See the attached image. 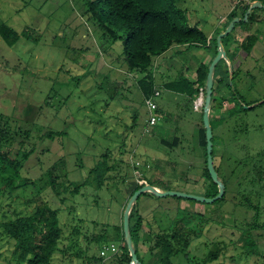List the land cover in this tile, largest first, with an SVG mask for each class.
Returning a JSON list of instances; mask_svg holds the SVG:
<instances>
[{
  "label": "rangeland",
  "instance_id": "374dc122",
  "mask_svg": "<svg viewBox=\"0 0 264 264\" xmlns=\"http://www.w3.org/2000/svg\"><path fill=\"white\" fill-rule=\"evenodd\" d=\"M180 2L193 10L197 7L202 14L211 5L222 9L225 4V0ZM0 24L17 36L9 45L0 35V117L9 121V135L0 140V152L12 159L27 152L17 171L8 167L0 172V222L32 211L43 200L59 211L65 237L59 246L74 243L68 250L71 257L67 254L64 259L56 250L54 260L61 257L66 264H87V257L93 256L110 264L114 255L128 259L120 241L112 238L95 244L87 238L102 227L111 236L120 226L129 198L124 179H135L131 164L125 163L131 155L143 163L140 178L147 184L209 197L210 181L200 177L204 149L198 145L197 123L203 126L202 112L193 111L188 103L177 104L175 98L181 95L175 97L160 87L157 101L164 117L149 126L144 97L123 60L122 41L106 43L80 0H0ZM178 56L184 59L183 54ZM241 58L232 83L245 110L222 114L217 121L213 117L220 116L221 110L209 112L223 196L205 203L142 193L137 203L145 226L136 247L145 259L149 239L145 234L166 228L180 209H186L213 221L205 224L187 251L172 257L173 264H199L217 243L222 246L219 256L207 264H264V179L251 186L246 171L251 157L261 154L264 160V102H260L264 99V42H254ZM191 61L187 57L184 63ZM167 62L174 64L167 71V78H173L180 73L177 59ZM228 92L224 87L219 94ZM229 102L235 107L234 101ZM250 105L254 107H246ZM45 131L57 134L47 137L42 135ZM174 137L176 145L164 143ZM105 153L108 164L121 162L103 173L107 179L101 182L92 168ZM83 181L85 185L73 195L62 191L67 183ZM249 201L257 208L249 206ZM256 212L259 226L246 234L257 219ZM73 227L80 231L76 243L67 239ZM0 264H25L14 253V240L1 231Z\"/></svg>",
  "mask_w": 264,
  "mask_h": 264
},
{
  "label": "trees",
  "instance_id": "16d2710c",
  "mask_svg": "<svg viewBox=\"0 0 264 264\" xmlns=\"http://www.w3.org/2000/svg\"><path fill=\"white\" fill-rule=\"evenodd\" d=\"M84 7V12L87 15L88 20L101 31V38L106 43H111L120 39L122 41L123 60L127 65L128 73L133 75L135 84L143 97H148L152 94L155 88L154 78V59L163 54L172 44H189V45H207L206 47L212 52V58L217 53L216 37L212 38V42H206V35L196 26L189 25L185 10L179 6V0H80ZM248 7L244 8L241 14V19L235 23L237 25L248 24L252 20V15H248L244 20V14ZM264 10V9H262ZM236 14H232L230 19L234 18ZM25 32V31H24ZM0 35L2 39L9 45H12L16 40V33L12 28L5 24H0ZM26 38L30 39L31 36L26 33ZM229 35V34H228ZM252 36L247 37L245 42H239L238 47L245 51H250L254 42H252ZM224 44V42H221ZM228 60H232V57L226 52ZM211 58V60H212ZM210 60V62H211ZM209 62V63H210ZM208 63V64H209ZM208 64H200L197 69V77L195 80H189L185 76V72L179 73L173 78L167 79L162 87L176 94H180L186 97L188 102H191L197 95L198 88L205 86L206 75L208 72ZM230 78V72L228 65L224 59H220L213 72V89L211 95L210 112H214L216 109L221 110L217 118H213L214 121L222 119V114L229 113L230 116L234 115L237 111L245 110L244 104H241L240 95L235 93V87L232 83V79L235 77V73L240 68H236L232 64ZM216 80V84L214 81ZM228 89V94H219L220 89ZM235 102V107L229 102ZM262 101L261 103H263ZM254 106L251 107V109ZM209 121L211 129L212 116L209 114ZM9 121L7 117H0V140L7 138L9 132ZM57 132L45 131L44 136L52 137ZM178 138L174 137L170 143L164 142L169 146L176 145ZM212 142L214 144V136L212 133ZM198 145L204 149V167L202 168L201 178L210 181V190L207 196L211 197L217 193V185L212 181L208 170L206 168V139L204 127L198 128ZM255 158L251 157L247 172L250 180L249 184L254 186L257 183L263 182L264 179V160L261 154H256ZM27 157V152L22 154V158H9L0 152V172L7 170L8 167L17 171V168L21 165L24 158ZM107 154H103L101 159L92 168L97 173L101 182L107 179L103 176V173H108L115 164H119L121 160H117L115 164L107 163ZM212 158L215 170L218 172L219 166L214 162V147L212 148ZM126 165L130 166V160L127 158ZM131 167V166H130ZM133 169V168H132ZM245 177V176H244ZM124 182H129L124 179ZM157 186L156 184L150 183ZM85 185V181L77 184L67 183L62 191L74 194L79 191L80 187ZM132 192H128L130 197ZM148 195L151 193L145 192ZM143 193V194H145ZM141 195V194H140ZM139 195V196H140ZM138 196V197H139ZM64 198H61L63 200ZM219 200V199H218ZM249 206H254L251 202H248ZM257 208V206H254ZM58 209H53L43 201L38 200L34 209L26 214L18 215L9 220H2L0 222V231L6 237L14 240V253H16L19 259H22L25 264H66L63 259L58 258L54 260L53 253L59 250L62 253V257L66 258L70 245L59 246L61 241L65 239L64 231L61 226ZM258 216V212L255 213V217ZM195 221V223L193 222ZM210 217H206L203 214L197 212H191L186 209H180L177 215L173 218L172 222L164 229L152 232L149 230L148 234H145L147 239V259L143 258L137 250V242L140 236V232L144 229L143 217L140 213V206L136 202L132 206L129 215V231L131 234L132 244L135 248L138 261L140 264H173L172 257L187 251L189 245L194 237L202 231L205 224H208ZM254 222L250 224L249 228H246V234H250L251 228L259 226L258 217ZM264 224H261V227ZM101 230V229H100ZM80 231L73 227L70 238V242L77 241ZM143 233V239L145 238ZM116 238L120 241L119 247L123 252L128 253L126 243L123 238L122 222L120 226L116 227L112 235L108 234V231L102 227V231L98 232L94 236L88 237V242H94L95 244L107 243L108 240ZM240 237L237 242H240ZM74 240V241H73ZM75 241V243H76ZM66 245V244H65ZM222 249L220 243L215 244L211 251L203 258H201L199 264H207L212 260L217 259ZM262 258L264 261V251L262 252ZM87 264H103V258L87 257ZM130 256L125 259L123 256L114 255L110 264H129Z\"/></svg>",
  "mask_w": 264,
  "mask_h": 264
},
{
  "label": "crops",
  "instance_id": "0c3cea01",
  "mask_svg": "<svg viewBox=\"0 0 264 264\" xmlns=\"http://www.w3.org/2000/svg\"><path fill=\"white\" fill-rule=\"evenodd\" d=\"M180 1L181 0H179V4H181ZM247 2H248L247 0H225L224 7L222 9H216L214 5H211L210 9L206 10L203 14L199 11L197 7L194 10L192 8H189L188 6H186L185 2H183L185 6L184 5H179V6L181 8H183V6L185 7L183 9L185 10L187 22L189 23V25H196L206 35V42H212V38L217 37V35L223 32L226 29V27L229 25V23L233 19V18L230 19V16L232 14H236L235 17H238L239 20L241 19L240 16L243 13L244 8L246 7L249 8L250 4L252 3V0L251 3L249 4H247ZM262 9L263 8L251 9L248 12V15L249 14L252 15V20L248 24L239 25V26L237 25L236 27H233L232 30L229 33H227L226 36H224L225 39L222 37L221 42H224V44L221 43V46L225 51V55L227 52L232 57V60H228L227 57L220 59H224L226 61L229 71L231 70L230 67L231 64L236 67L239 65V63L242 60L241 53L244 50L238 47L239 42H245V40L249 36H252L251 39L252 42H256L260 40L264 42V10ZM246 19L244 17V20ZM206 46L207 45L203 46V45H189V44H172L163 54L157 56L154 59L155 87L157 88L162 87L163 83L167 79H169L167 78V71L169 72L174 64L172 65L171 63H168L167 62L168 58H170V60L172 58H176L177 62H175L176 64L175 66L176 67L177 65L179 66L180 73L184 71L185 76L189 80H195L197 77L198 66L200 64H208L212 58L211 57L212 52ZM180 54L184 55L183 60L179 59L180 56L178 55ZM187 57L189 58V60H194L191 61L189 65H186L187 63L186 64L184 63ZM161 67L162 70L159 69ZM174 95L175 97L177 96L176 93ZM175 99L176 102H178L177 104L185 105L188 103V105L192 109V101L188 102L185 96L183 95L177 96ZM158 111L162 119L164 115L161 112L159 103H158ZM199 127L200 126L197 123V128ZM155 187L159 189V187L157 186Z\"/></svg>",
  "mask_w": 264,
  "mask_h": 264
},
{
  "label": "water",
  "instance_id": "95a60500",
  "mask_svg": "<svg viewBox=\"0 0 264 264\" xmlns=\"http://www.w3.org/2000/svg\"><path fill=\"white\" fill-rule=\"evenodd\" d=\"M253 8H263L264 9V2L261 3L259 1L252 2L246 11L244 17L247 18L248 12ZM239 21L238 17H234L226 29L219 33L216 37V44H217V53L212 58L210 64L208 65V72L206 75L205 81V94H204V104L202 109V123L205 129V139H206V168L208 173L212 179V181L217 185V193L214 196L206 197L203 195H196L192 193H187L178 190H160L156 188L154 185L151 184H143L139 185L138 182L134 179L129 182V186L127 188V192H132L130 197L128 198L123 212H122V231H123V238L126 243V247L130 256V264H140L137 258V254L135 248L132 244L131 234L129 231V215L132 209V206L136 202L138 196L142 193L148 192L157 197H165V196H174L184 199H191L199 202L205 203H212L217 201L223 196L224 193V184L218 179L217 171L215 170L212 158V129L210 126L209 121V112H210V103H211V95L213 89V72L216 63L220 60V58H226L225 51L221 46V39L222 37L226 36L232 28L234 27L235 23ZM232 77V73L230 70V78ZM264 101L261 100L260 102ZM253 105L246 106L247 108L252 107Z\"/></svg>",
  "mask_w": 264,
  "mask_h": 264
},
{
  "label": "built area",
  "instance_id": "2783aa9c",
  "mask_svg": "<svg viewBox=\"0 0 264 264\" xmlns=\"http://www.w3.org/2000/svg\"><path fill=\"white\" fill-rule=\"evenodd\" d=\"M263 2V0H252V2ZM160 90L155 87L152 94L148 97H144V103L146 105V108L148 110V118H147V124L149 126L155 125L160 119L161 116L158 111V103L157 98L160 97ZM204 94H205V87L200 86L198 88L197 95L192 100V109L197 112H202L203 104H204ZM130 164L133 168V173L135 176V180L138 182L139 185L147 184L146 181L143 178H140L142 176V173L139 172V168L143 167V163L137 160L136 158H133L132 155L130 156ZM149 165L146 164V167Z\"/></svg>",
  "mask_w": 264,
  "mask_h": 264
}]
</instances>
